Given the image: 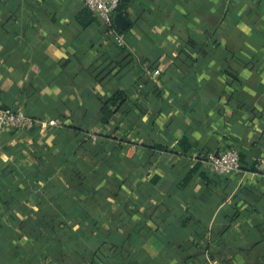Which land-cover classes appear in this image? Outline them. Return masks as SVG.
Wrapping results in <instances>:
<instances>
[{"label":"crops","instance_id":"crops-1","mask_svg":"<svg viewBox=\"0 0 264 264\" xmlns=\"http://www.w3.org/2000/svg\"><path fill=\"white\" fill-rule=\"evenodd\" d=\"M113 27L0 0V108L56 123L0 133V264H264V0H119ZM229 148L236 173L199 160Z\"/></svg>","mask_w":264,"mask_h":264},{"label":"built area","instance_id":"built-area-1","mask_svg":"<svg viewBox=\"0 0 264 264\" xmlns=\"http://www.w3.org/2000/svg\"><path fill=\"white\" fill-rule=\"evenodd\" d=\"M83 6L93 13L107 29L108 36L118 47L124 46L123 35L118 34L113 27V14L119 6V0H80ZM35 124L54 126V120L35 121L22 111H12L0 108V133L9 130H29ZM97 140L96 137L92 138ZM199 160L211 174L227 176L240 169V157L236 150L227 149L212 158L199 157ZM255 170H264V158H256Z\"/></svg>","mask_w":264,"mask_h":264},{"label":"trees","instance_id":"trees-1","mask_svg":"<svg viewBox=\"0 0 264 264\" xmlns=\"http://www.w3.org/2000/svg\"><path fill=\"white\" fill-rule=\"evenodd\" d=\"M114 45L116 44L114 43ZM124 98H125V94L123 92H116L108 100L102 103L99 113L102 117L103 124H107L111 120L114 114L113 108H116V106L119 103H121ZM99 142L104 143V140L103 139L101 140L100 138ZM158 149H162V148L158 147Z\"/></svg>","mask_w":264,"mask_h":264},{"label":"water","instance_id":"water-1","mask_svg":"<svg viewBox=\"0 0 264 264\" xmlns=\"http://www.w3.org/2000/svg\"><path fill=\"white\" fill-rule=\"evenodd\" d=\"M114 20H115V23L119 25L118 16H116Z\"/></svg>","mask_w":264,"mask_h":264}]
</instances>
